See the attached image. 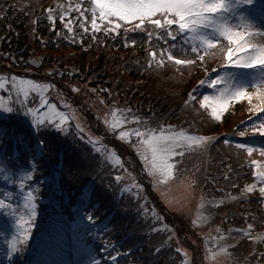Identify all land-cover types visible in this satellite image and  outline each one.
Returning a JSON list of instances; mask_svg holds the SVG:
<instances>
[{
    "label": "snow or ice",
    "instance_id": "6c2138e0",
    "mask_svg": "<svg viewBox=\"0 0 264 264\" xmlns=\"http://www.w3.org/2000/svg\"><path fill=\"white\" fill-rule=\"evenodd\" d=\"M257 0H91V26L94 30L100 31L101 24L104 25V31L116 32L125 25H132L126 31H136L144 29L146 25L152 26L154 29H160L167 36L174 40L176 35H185L189 38L191 52L196 55L195 59H180L172 55L170 51L165 53L164 49H160V59L156 61L159 66H164L165 56L168 61L174 62L176 65L193 66L197 60L201 65L205 64V58L214 59L217 53L222 57L223 63L220 68L222 71L212 69L217 73L215 78L201 79L200 85L208 84L216 90L214 96H204L199 101L200 107L208 110L211 117L221 120L224 113L228 111L234 102L247 101L249 112L257 117V122L251 123L243 131L237 133L240 137L259 135L264 137V118L260 117L264 113V43L255 42L256 36H264V31L256 27L253 19L257 11L264 15V5L256 9ZM63 8L62 5H57ZM82 5H77L81 8ZM48 17L54 19L53 10L48 9ZM68 15L65 8L61 19ZM81 16L84 13L80 12ZM88 19V17H85ZM176 26V35L173 34L172 26ZM83 27V25H81ZM65 27L72 31L71 20ZM85 31L87 29L85 28ZM152 35L151 32L148 33ZM226 42V44L222 43ZM135 41H133V44ZM150 57L156 60L157 52L152 51ZM151 66V62L149 64ZM230 68L251 70V71H230ZM204 71L208 69L205 67ZM7 81L0 77V89L5 87ZM12 87L15 89L17 98L22 96L23 100H27L29 94L38 92L41 94V104L47 105L48 101L44 99L43 93L53 87L50 84H40L33 80H24L13 77L11 80ZM249 88L252 91H249ZM78 91V89H75ZM95 91V90H93ZM196 97L189 93V101H195ZM103 103V101H101ZM188 103V101H186ZM0 109L6 112H13L14 109L5 105L3 98H0ZM28 113L33 117V123L37 126L49 124L59 131H66V125L70 120V116L65 112L59 111L55 104L49 105V111L38 113L34 108H28ZM122 111L131 112V109L111 111L112 120H104L109 130L115 131L121 128L119 139L129 140L135 135L139 139L136 148L140 158L144 161L147 174L153 177V186L168 185L170 181L175 179L176 166L180 161L173 162L174 157H183V149H201L205 148L210 141V137L191 135L183 129L174 130L169 125L167 129H150L140 131L134 128L128 131L123 130V125L128 121L121 116L117 118V113ZM74 115V114H73ZM251 120L252 117L250 116ZM132 120L140 123L141 118L133 116ZM76 128L83 131L80 124L77 123ZM83 139V136H81ZM94 149L99 152L103 146L100 138L96 141L89 139ZM225 144L230 143L228 140ZM41 144L43 142L41 141ZM99 145V147H97ZM239 149H244L248 156L254 152H259L264 157V146L257 149L248 143H239L236 145ZM106 150V149H105ZM109 158L115 163L122 162L118 154L112 152ZM35 160L32 161V168L25 171L18 178L9 174V171L3 165H0V175L4 176L6 181L17 183L18 187L23 191V213H19L14 203L9 202L12 196L11 192L4 194L0 199V210H4L5 214L12 217L15 221V232L10 238L5 239L6 249L3 251L5 258L11 261L15 254L22 253L24 244L31 236V230L35 226L33 221L37 215V195L38 189H32L26 186V181L32 180L36 170ZM251 164L257 168L254 175L259 181V193L264 196V161L252 160ZM117 179H120L117 177ZM183 183V181H182ZM195 184L192 180L186 186L191 187ZM139 187V186H137ZM256 190V185H245L244 193H251ZM157 191H160L157 187ZM162 197L167 195L166 192H160ZM236 199L237 197H230ZM211 203L220 204L223 200L212 201ZM200 207H204V198L201 197ZM87 220L95 223L92 215H87ZM195 223V221H193ZM249 230L253 229V225L249 224ZM217 231H220L217 229ZM255 240L264 242V233L252 237L251 231L244 233ZM206 239V259L210 264H220L221 257L230 256L228 248L231 245H219V240L225 239L223 235L216 238L218 247L216 249L207 247ZM91 250H89L90 252ZM119 255V254H117ZM187 252L184 256L187 257ZM113 261L116 256L111 257ZM87 264H99V262L89 257ZM187 264V262H185Z\"/></svg>",
    "mask_w": 264,
    "mask_h": 264
},
{
    "label": "trees",
    "instance_id": "16d2710c",
    "mask_svg": "<svg viewBox=\"0 0 264 264\" xmlns=\"http://www.w3.org/2000/svg\"><path fill=\"white\" fill-rule=\"evenodd\" d=\"M48 5L50 6L49 9L53 10L54 22L48 17L46 11ZM57 5V0H0V46H2L1 50L4 55L19 58L34 53L30 46V29L34 21L39 22H37L39 36L37 50L42 48L47 52L67 50V45L60 47L55 44V40L59 39L58 36H60V32L57 30L58 28L61 29L62 23L61 12ZM75 15L73 18L76 17ZM53 24L56 25L55 30H52ZM84 46L88 48L85 52L81 50L82 46L69 47L76 53L74 62L77 61L81 64V70L84 74L87 68L92 72L99 68V72L104 75L105 79L109 81L113 79L120 83L123 94L138 88L154 92L155 96L159 95L158 97L161 98L167 96V93L158 86V81L153 80L150 74H146L142 64H139L136 70L132 69V57L129 50L120 46L116 47V45L108 47L90 45L88 41L85 42ZM67 61L71 63L69 58ZM49 62L46 65L50 67ZM169 92L174 94L173 90ZM217 165H219L218 168L222 169L219 162L216 165L213 162L211 170Z\"/></svg>",
    "mask_w": 264,
    "mask_h": 264
},
{
    "label": "rangeland",
    "instance_id": "374dc122",
    "mask_svg": "<svg viewBox=\"0 0 264 264\" xmlns=\"http://www.w3.org/2000/svg\"><path fill=\"white\" fill-rule=\"evenodd\" d=\"M256 27L257 28H259L261 31H264V25L263 24H260L259 26H257L256 25ZM255 42H258V43H264V36H256L255 38ZM207 68L208 69V67L210 68L211 66H209L207 63H205L204 65H200V68L197 70V74H195V76L197 75V77L200 79V78H202L203 76H206V72L204 71V68ZM18 78V77H17ZM20 79V78H19ZM194 79H196L195 77H194ZM24 80H27V79H24ZM41 84V83H40ZM170 86H172V84H170ZM177 85L176 84H174V87H176ZM3 89V88H2ZM249 91H252V89L251 88H249ZM35 95H36V100H38V103H40V101H41V94L40 93H38V92H33ZM12 94V93H11ZM43 97H44V99L46 98V97H48V95L46 94V93H43ZM0 98H3V96L1 95V93H0ZM154 98V96L152 95L151 97H150V100H152ZM4 99V98H3ZM88 100H90V102H92V103H94V101L95 100H93V99H90V98H88ZM4 101V100H3ZM78 101V100H77ZM4 103H6V101H4ZM10 103L11 104H13V105H15L16 107L17 106H19L20 108H21V102H19L18 101V99H17V97H15V96H13V95H11V97H10ZM93 115H94V117H95V119H97V120H99L100 119V116H99V113L97 112V111H93ZM32 119H33V117H32V115H31V124H33V126L35 127L36 126V124H34L33 123V121H32ZM105 127H106V125H105V123L104 124H102L101 125V131H103L104 129H105ZM97 125H96V123L95 122H89L87 125H86V130L88 131V132H91V133H98V135L100 136V137H102L103 135H102V132L100 131V132H97ZM165 129H167V128H165ZM229 136V135H228ZM248 144H250L251 146H253V144H251V143H248ZM253 147H255V146H253ZM175 158V157H174ZM173 158V159H174ZM174 162V161H173ZM45 181H47L46 180V178L42 181V182H45ZM130 189V186H128V187H126V190H129ZM174 190H171L170 191V193H168L167 194V197L171 200V201H174V200H176L177 199V197H174ZM196 206H197V209H196ZM195 206V208L193 209V211H192V220L194 219V218H197L196 220H197V223H199L200 222V220H201V218H202V216L203 215H209V213L207 212H204V209L203 208H201L200 207V203H198L197 205ZM172 210V212L173 213H176V212H178L180 209H171ZM168 222H170L171 224H172V227H174V223H172V219H169L168 220ZM191 225H192V221H191V223H190ZM6 238H9L8 236L6 237ZM5 238V239H6ZM225 240L227 241L228 240V238H226L225 237ZM224 245H229V244H224ZM183 247V246H182ZM208 248H211V247H208ZM217 248V246H214V247H212V249H216ZM230 248V247H229ZM228 248V249H229ZM3 249H6V244L4 243V245L2 246V248H0V250H3ZM77 255L78 256H82L83 255V253L82 252H77ZM92 257V258H95L94 256H93V253H92V251H90V253L88 254V255H83L82 256V258H83V261H82V264H87V261H88V259H89V257ZM189 257H190V254H189ZM96 259V258H95ZM100 263H102V264H104V261H101ZM0 264H11V261H9V260H7L6 258H5V256H4V254H3V251H0Z\"/></svg>",
    "mask_w": 264,
    "mask_h": 264
}]
</instances>
